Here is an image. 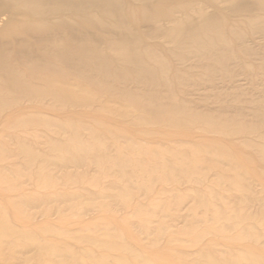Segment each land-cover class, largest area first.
Listing matches in <instances>:
<instances>
[{"label":"bare ground","instance_id":"1","mask_svg":"<svg viewBox=\"0 0 264 264\" xmlns=\"http://www.w3.org/2000/svg\"><path fill=\"white\" fill-rule=\"evenodd\" d=\"M0 264H264V0H0Z\"/></svg>","mask_w":264,"mask_h":264}]
</instances>
